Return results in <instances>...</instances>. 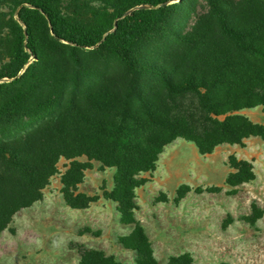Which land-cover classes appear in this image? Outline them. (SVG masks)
Wrapping results in <instances>:
<instances>
[{
  "label": "trees",
  "instance_id": "1",
  "mask_svg": "<svg viewBox=\"0 0 264 264\" xmlns=\"http://www.w3.org/2000/svg\"><path fill=\"white\" fill-rule=\"evenodd\" d=\"M60 1L27 0L26 7L19 5L16 15L26 29L20 69L46 46L32 36L23 15L30 9L46 22L49 44L70 45L76 72L86 67L79 52L94 48L125 68L128 83L94 93L74 86L66 95L55 66L37 70L29 65L18 78L17 72L0 74V80H11L0 88V234L8 230L17 212L42 201L43 190L56 174L61 148L72 141L82 148L87 162H71L62 175L65 205L80 211L98 201L78 192L92 161L114 167V188L108 199L118 205L120 223L133 227L118 243L136 252L134 264H158L135 218V190L145 183L138 176L150 173L164 148L178 138L192 143L201 156L221 145L240 146L250 138L264 143V125L237 114L256 108L264 113V0H205L206 12L195 16L182 10L186 0H141L143 8L129 16V8L111 16L114 23L108 31L83 27L75 17L62 15ZM177 16L181 20L173 27L170 22ZM187 18L195 21L186 22ZM154 36L162 39L157 48H152ZM54 115L83 135L66 137L52 122L33 125ZM118 118L130 122L142 138L117 133ZM228 164L233 171L225 182L228 187L254 180L248 162L231 156ZM190 191L180 187L175 203ZM263 215L253 208L244 222L254 226ZM231 221L228 216L222 228ZM72 247L79 264H121L84 245ZM166 264L195 262L183 254Z\"/></svg>",
  "mask_w": 264,
  "mask_h": 264
},
{
  "label": "rangeland",
  "instance_id": "2",
  "mask_svg": "<svg viewBox=\"0 0 264 264\" xmlns=\"http://www.w3.org/2000/svg\"><path fill=\"white\" fill-rule=\"evenodd\" d=\"M25 1L0 0V74L17 72L18 78L29 65H35L37 70L55 66L66 95L74 86L83 93L91 90L94 93L101 88L128 83L125 68L94 48L79 52L86 67L84 72H76L70 61V45L49 44L46 22L30 9L23 15L32 36L47 47L20 69L21 49L26 44L22 31L26 29L16 14L20 4L26 7ZM139 1L61 0L59 11L72 19L75 17L83 27L108 31L114 23L111 16L125 8H129V16L143 8ZM184 4L182 10L193 11L194 16L207 10L205 0H186ZM180 20L177 16L170 25L177 27ZM185 20L195 21L193 18ZM161 41L154 36L152 48L159 47ZM10 82L0 80V88L4 89ZM237 114L264 125L261 108ZM42 122L55 123L66 137L83 135L58 115L33 125ZM115 131L137 140L142 138L141 133L135 135L130 122L120 118L115 121ZM231 156L252 166L255 177L252 182L236 188L226 185V179L233 173L228 164ZM71 162L86 163L87 160L78 144L66 141L60 151L56 174L43 190L42 201L17 212L8 230L0 234V264H79L80 257L72 247L76 244L100 251L121 264L136 262V252L118 243L119 238L130 235L133 227L120 223L118 205L108 199L114 188L116 169L103 167L98 161L91 162L78 192L99 199L86 210L77 211L68 208L61 195V177ZM137 179L145 183L135 190L138 206L135 218L144 228L158 264H166L170 258L183 254H189L195 264H264V215L254 226L244 222L253 208L264 212V143L261 139L250 138L240 146L221 145L212 154L201 156L192 143L178 138L164 148L153 170L140 174ZM182 186L191 191L175 203L177 190ZM228 216L232 221L223 229ZM86 229L90 233L84 232Z\"/></svg>",
  "mask_w": 264,
  "mask_h": 264
}]
</instances>
